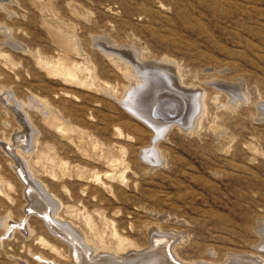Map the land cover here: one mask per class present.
I'll use <instances>...</instances> for the list:
<instances>
[{
    "label": "rangeland",
    "instance_id": "obj_1",
    "mask_svg": "<svg viewBox=\"0 0 264 264\" xmlns=\"http://www.w3.org/2000/svg\"><path fill=\"white\" fill-rule=\"evenodd\" d=\"M171 99L186 111L159 137ZM261 226L264 0H0V264H74V234L115 257L164 238L182 264H263Z\"/></svg>",
    "mask_w": 264,
    "mask_h": 264
},
{
    "label": "bare ground",
    "instance_id": "obj_2",
    "mask_svg": "<svg viewBox=\"0 0 264 264\" xmlns=\"http://www.w3.org/2000/svg\"><path fill=\"white\" fill-rule=\"evenodd\" d=\"M56 65V64H55ZM46 66V65H45ZM55 70L58 72V73H60V74H62V75H64V76H67V77H69V78H73V74L71 73V71L69 70V69H67L66 67H64V66H62V65H57L56 66V68H55ZM55 72V71H54ZM138 72V71H137ZM141 72V71H140ZM166 74V73H165ZM61 75V76H62ZM67 79V78H66ZM73 82V81H72ZM134 84V83H133ZM163 85V84H162ZM133 92V91H132ZM134 92H135V90H134ZM176 95V94H175ZM128 96V95H127ZM236 96V95H235ZM243 96V95H242ZM131 97V96H130ZM185 97V96H184ZM204 96H202V97H200L199 98V103H198V101H197V103L199 104L198 106H200V108H199V111H201V113L202 112H204L203 110H204V98H203ZM165 98V97H164ZM234 98V97H233ZM232 98V99H233ZM242 99H244L243 97H242ZM242 99H238V98H234V103H236L237 101H239V100H241L242 101ZM126 100V99H125ZM136 100V99H135ZM164 100V99H163ZM163 100L161 101V102H163ZM7 101V100H6ZM133 101V100H132ZM132 101H130V102H132ZM241 101H239V103L241 102ZM160 102V103H161ZM166 102H168V100L166 101ZM178 102V101H177ZM233 102V101H232ZM133 104V103H132ZM161 104H163V103H161ZM168 104V103H167ZM171 105H166V104H164L163 106L164 107H166V106H168V110L166 111V112H164V108H158V106H156L158 109H155V111H156V114L157 115H159L160 113H162V114H164V113H167V114H173V113H175L176 111H177V107H176V105L175 104H172V103H170ZM237 104V103H236ZM144 108H146V107H144ZM181 108H182V106H181ZM142 109V108H141ZM130 111V110H129ZM141 111V110H140ZM143 111V110H142ZM130 112H132V111H130ZM138 112V111H137ZM142 114H143V112H141ZM145 113V112H144ZM181 113V111H179V112H176L175 114H180ZM132 114H134L135 116H137L138 118L140 117V118H142V116L141 115H139V114H136V113H134V112H132ZM174 115V114H173ZM199 115V114H198ZM197 116V115H196ZM147 117V116H146ZM164 117V116H163ZM173 117V116H172ZM171 117V118H172ZM148 118V117H147ZM166 119H168V118H164V120H163V122H161L163 125L161 126V125H159L160 127H161V129L159 130V137H163L164 135H165V133L168 131L167 130V128H166V126H168L169 125V123L171 122V121H169V120H166ZM178 119V118H177ZM196 119V118H195ZM148 120V119H147ZM176 120V119H175ZM183 121V120H182ZM175 122V121H174ZM160 124V123H159ZM157 126V125H156ZM156 126H154L155 128H156ZM158 129V128H157ZM157 134V133H156ZM157 136V135H156ZM7 147L9 148V149H12L13 148V146L11 145V144H8L7 145ZM156 147V146H155ZM149 150H147V151H144L143 153V155H144V157H145V160L148 162V163H150V164H152L153 166H159L160 164H161V162H162V160H161V154H159V152H157V148H154V147H152L151 149L150 148H148ZM14 153V152H13ZM23 154V153H22ZM143 157V158H144ZM21 165H23L24 166V164H21ZM20 166V165H19ZM24 170V169H23ZM27 171V170H26ZM22 173V172H21ZM26 174V173H25ZM23 175V174H22ZM25 175H23V177H24ZM27 176V175H26ZM30 177V176H29ZM24 179L25 180H27V178H25L24 177ZM34 184H35V182H34ZM29 186H31L32 187V185H29ZM29 188V187H28ZM33 189H35L34 187H32ZM32 188H30V189H32ZM29 189V190H30ZM39 189V188H38ZM32 191H34V190H31V192L30 193H32ZM39 193V192H38ZM35 195H36V193H35ZM42 195H43V193H42ZM37 197V196H36ZM36 198L34 197V200H35ZM44 199L46 200L47 198H45L44 197ZM45 202V201H44ZM52 203H54V202H52ZM37 204H39L38 202H37ZM36 204V205H37ZM45 204V206L44 207H48V212H47V210L45 209V208H43L42 206H39V208L36 210V213L37 214H40V215H42L43 217H46V215L48 216V217H50V222H52V223H55V226H56V220H54L55 218H53V212H54V205L53 204H49L48 202H45L44 203ZM43 204V205H44ZM53 205V206H52ZM53 209V210H52ZM51 210V211H50ZM32 208H30L29 207V209L26 211V214L24 215V217L22 218V220H20V222L19 223H7L6 224V226H5V233L2 235L3 237L4 236H6L7 235V233L9 232V233H12V232H14V230L15 229H19L20 227H24V229H26V227H27V222H28V215H29V213L30 214H32ZM34 211V210H33ZM53 211V212H52ZM56 211V210H55ZM55 216V215H54ZM3 223H4V221H3ZM58 223V222H57ZM15 224H16V226H15ZM53 226V225H52ZM62 226V225H61ZM54 227V226H53ZM58 227V226H57ZM63 228H67V227H63ZM62 227H61V229L62 230H64ZM56 230V229H55ZM70 230H64V232L65 233H67L68 232V234H69V236L70 235H73V233L72 232H69ZM154 232H157V231H154ZM62 233V232H61ZM157 234V233H156ZM259 234H260V237H261V239H262V246H264V226H261L260 227V229H259ZM73 237V239L74 240H76L81 246L80 247H82L81 249H76L77 250V254L76 255H74L73 256V251L75 250L74 248V250H72L71 252V254H70V260H71V262H73L74 264H182V263H180V261L178 262L177 260H176V258H175V256H174V254H173V252H172V249H171V247H169L168 245V242H169V240H166V239H164V238H162L161 239V241H163V244L160 246V245H156L154 242H153V244H152V247L154 248V249H152L151 251H149V252H147V253H144V254H141V253H135V254H137L138 256H133V253H129V252H127L126 254H124L123 253V251H125L124 250V240L123 239H120L119 241H118V248H116V252L115 253H118V255H117V257H115V256H113V255H111V256H109V255H107V254H105V253H103L102 251H97L96 253L94 252V251H92L91 249H90V247H88V246H86L83 242H82V240H80L79 238H77V236H75V234L72 236ZM169 237V236H168ZM67 238V237H66ZM162 243V242H161ZM126 247V246H125ZM100 253V254H99ZM103 253V254H102ZM143 253V252H142ZM130 255H132V256H130ZM41 259H43L44 261H46V262H48L49 264H55L53 261H49V260H47L46 258H44V257H42ZM253 262H255L254 261V259L252 260ZM251 263V262H250ZM249 263V264H250ZM251 264H253V263H251ZM264 264V263H263Z\"/></svg>",
    "mask_w": 264,
    "mask_h": 264
},
{
    "label": "water",
    "instance_id": "obj_3",
    "mask_svg": "<svg viewBox=\"0 0 264 264\" xmlns=\"http://www.w3.org/2000/svg\"><path fill=\"white\" fill-rule=\"evenodd\" d=\"M171 102L174 103V99H171V100L168 102L167 105H169V103H171ZM163 108H164V112H166V111L169 109L168 106L163 107ZM185 111H186V109L184 108V111H182V112L178 115L177 118H180V120H181L182 117H183V114L185 113ZM163 116H164V118H166V116L169 117V118H171V115H170V114H167V113H164ZM180 120H178V121H180Z\"/></svg>",
    "mask_w": 264,
    "mask_h": 264
}]
</instances>
